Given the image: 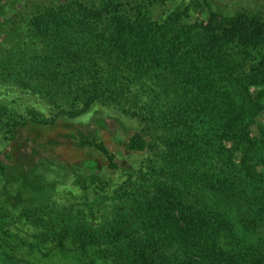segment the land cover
<instances>
[{"label": "rangeland", "instance_id": "1", "mask_svg": "<svg viewBox=\"0 0 264 264\" xmlns=\"http://www.w3.org/2000/svg\"><path fill=\"white\" fill-rule=\"evenodd\" d=\"M64 1L0 0V264H125L127 259L120 252L129 253L131 246L126 239L110 240L114 234L107 226L115 220L126 222L123 235L131 233L140 243L144 215L138 212L161 187H171L176 197L190 204L200 201L195 198L202 191L197 181L212 169L217 154L210 155L214 147H206L203 138H191L195 148L185 147L186 137L199 134L201 126L219 117L218 104L209 101L221 103L228 88L223 79L225 63L236 59L239 68L234 77H247L257 54L234 44L217 47L206 56L198 50L200 46L184 54L163 51L164 59L133 80L125 76L131 60L124 59L119 63L122 76L135 92H155L149 112L132 116L105 98L85 108L87 95L80 86L71 88L79 95L64 88L51 94L34 80L33 72L42 66L32 59L34 20H47L46 8ZM84 1L97 4L101 0ZM191 3L226 16L238 11L264 16V0H164L152 9L153 19L162 23ZM189 14L185 20L195 24L204 20L206 10L190 8ZM53 72L55 78L62 77L56 69ZM72 110L82 111L74 114ZM33 120L53 125L43 133L44 142L59 141L61 161L46 158L39 144L32 143L36 133L31 125L22 137L13 139L21 123ZM70 130L102 137L115 152L118 167L110 169L92 150L82 153L85 160L71 161L75 149L62 140ZM133 131H142L148 138L145 151L124 147ZM181 178L188 183L178 182ZM84 237L90 240L83 242ZM256 237L264 238V231Z\"/></svg>", "mask_w": 264, "mask_h": 264}, {"label": "trees", "instance_id": "2", "mask_svg": "<svg viewBox=\"0 0 264 264\" xmlns=\"http://www.w3.org/2000/svg\"><path fill=\"white\" fill-rule=\"evenodd\" d=\"M161 1L101 0L95 4L66 0L48 6V19L34 20L32 59L42 64L37 73L33 72L34 80L51 94L64 88L79 95L71 88L80 86L87 95L85 108L105 98L122 105L129 115L141 116L149 112L148 103L156 99L155 92H135L122 76L119 63L124 59L131 60L125 76L133 80L145 76L150 66L164 59L163 51L184 54L200 46L198 50L206 56L228 44L255 50L247 77H234L239 68L236 59L225 63L227 76L223 79L229 81L228 88L221 103L209 101L218 104L219 117L200 127L201 136L189 133L186 137L185 147L195 148L191 138H203L206 147H214L210 155L217 154L212 169L197 181L196 187L202 191L195 198L200 201L190 204L176 197L171 187H161L155 199L138 212L144 215L140 243L131 233L123 235L124 221L115 220L106 230L114 234L110 240L126 239L131 246L129 253L120 252L127 259L125 264H264V238L256 237L264 231V16L248 11L226 16L201 3H191L158 23L152 9ZM190 8L196 12L205 9L204 20L188 25L185 18L190 17ZM53 69L62 77L55 78ZM207 115H211L208 108ZM29 125L36 133L32 143L39 144L46 158L61 161L59 141L44 142L43 133L52 124L41 120L21 123L13 139L22 137ZM62 140L75 149L71 161L85 160L83 154L92 150L110 169L118 167L115 152L100 136L70 130L63 133ZM148 146L142 131L131 132L124 142L128 151L142 152ZM179 180L188 183L187 179Z\"/></svg>", "mask_w": 264, "mask_h": 264}]
</instances>
